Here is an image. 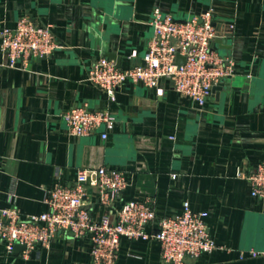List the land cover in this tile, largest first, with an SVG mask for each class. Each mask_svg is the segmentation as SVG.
<instances>
[{
    "label": "crops",
    "instance_id": "0c3cea01",
    "mask_svg": "<svg viewBox=\"0 0 264 264\" xmlns=\"http://www.w3.org/2000/svg\"><path fill=\"white\" fill-rule=\"evenodd\" d=\"M155 7L176 20L210 8L219 38L230 39L217 52L234 61L235 74L203 104L179 95L168 79L160 93L125 83L113 100L86 80L101 56L119 59L121 68L142 63ZM25 15L49 25L59 47L25 67H10L0 51L1 204L39 213L56 181L69 186L79 169L117 168L128 185L112 206L91 191L94 219L114 218L129 199L150 198L157 219L188 201L221 247L187 257L188 264H264V198L252 196L238 174L264 162V0H0V25ZM79 105L115 116L105 138L101 129L67 131L61 113ZM0 264L93 263L86 236L58 233L26 257L19 247L7 253L0 239ZM115 264L167 263L157 240L121 237Z\"/></svg>",
    "mask_w": 264,
    "mask_h": 264
},
{
    "label": "built area",
    "instance_id": "2783aa9c",
    "mask_svg": "<svg viewBox=\"0 0 264 264\" xmlns=\"http://www.w3.org/2000/svg\"><path fill=\"white\" fill-rule=\"evenodd\" d=\"M149 24L152 33L141 64L121 68L101 56L88 68L86 80L103 89L109 100L125 83H140L160 93V80L168 79L179 95L200 105L214 86L234 76V61L211 46L221 34L214 26L210 8L176 21L155 7ZM57 47L50 26L38 24L29 16H21L13 26L0 25V51L10 67L19 63L25 67L29 59L44 58ZM178 55L183 62H177ZM61 118L70 134L82 136L101 129V138L106 137L115 121L108 109H89L86 105L64 110ZM238 174L249 182L252 196L264 198V162L248 173ZM127 185L126 173L120 169L84 168L77 170L71 185L56 181L48 188L46 208L39 213L24 214L14 205L0 202V239L5 251H13L15 244L24 245L22 255L26 257L36 245L48 247L58 233L86 236L93 264H115L121 237L157 240L161 258L167 264H188L187 257L221 248L212 238L204 215L191 209L188 201L183 202L180 212L158 219L148 197L121 202L114 218L109 213L98 219L92 217L91 191L98 203L112 206Z\"/></svg>",
    "mask_w": 264,
    "mask_h": 264
},
{
    "label": "water",
    "instance_id": "95a60500",
    "mask_svg": "<svg viewBox=\"0 0 264 264\" xmlns=\"http://www.w3.org/2000/svg\"><path fill=\"white\" fill-rule=\"evenodd\" d=\"M174 19V18H173ZM176 20V19H174ZM176 21H185V19H182V20H176ZM229 41L230 39L228 37H222V38H216L214 39V41L212 42V48L216 51H219L221 50V48H228L229 47ZM114 59V57H112ZM177 62H183L184 58L181 57V56H177L176 58ZM116 61V65L119 66V59H115ZM217 88V85L213 87V90H215ZM24 248V245H20V244H15L14 245V249L15 248Z\"/></svg>",
    "mask_w": 264,
    "mask_h": 264
}]
</instances>
